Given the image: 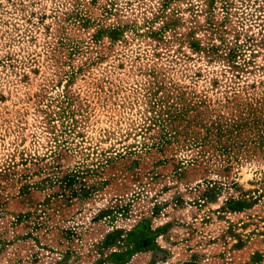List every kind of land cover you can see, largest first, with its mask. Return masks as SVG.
Returning a JSON list of instances; mask_svg holds the SVG:
<instances>
[{
    "label": "rangeland",
    "instance_id": "obj_1",
    "mask_svg": "<svg viewBox=\"0 0 264 264\" xmlns=\"http://www.w3.org/2000/svg\"><path fill=\"white\" fill-rule=\"evenodd\" d=\"M0 264H264V0H0Z\"/></svg>",
    "mask_w": 264,
    "mask_h": 264
}]
</instances>
